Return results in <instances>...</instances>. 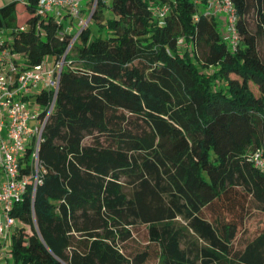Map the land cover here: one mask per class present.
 I'll return each mask as SVG.
<instances>
[{"label":"trees","instance_id":"1","mask_svg":"<svg viewBox=\"0 0 264 264\" xmlns=\"http://www.w3.org/2000/svg\"><path fill=\"white\" fill-rule=\"evenodd\" d=\"M38 1L25 30L17 2L0 8L20 70L63 60L33 100L44 118L54 98L44 174L10 211L5 264H264L247 228L264 216V0H230L234 48L208 0H95L77 33Z\"/></svg>","mask_w":264,"mask_h":264},{"label":"built area","instance_id":"2","mask_svg":"<svg viewBox=\"0 0 264 264\" xmlns=\"http://www.w3.org/2000/svg\"><path fill=\"white\" fill-rule=\"evenodd\" d=\"M80 8L81 2L77 0L38 1V15L44 17L66 11L70 17L78 20L77 25L81 29L87 25V21L81 18ZM207 8V15L222 18L224 40L234 48L238 38L234 8L230 0H208ZM165 12V8L159 10L160 15ZM25 28L26 22L19 27L20 30ZM16 61L17 56L10 50L6 33L0 30V240L4 242L11 239L16 225L10 216L12 207L22 200L29 184H32L34 193L44 174L38 160V150L54 98L44 118L40 117L39 107L33 110L29 104L37 105L33 100L42 90H53L56 93L63 66V60L52 59L49 67L43 60L31 69L20 70ZM27 149H31V162L29 173L24 174L20 168L24 167L22 161ZM251 160L255 166L264 170V158L260 151L253 153ZM4 252L0 250V258Z\"/></svg>","mask_w":264,"mask_h":264},{"label":"rangeland","instance_id":"3","mask_svg":"<svg viewBox=\"0 0 264 264\" xmlns=\"http://www.w3.org/2000/svg\"><path fill=\"white\" fill-rule=\"evenodd\" d=\"M109 2V0H107ZM11 2H17V6H16V19H17V26L20 27L24 24L25 22V18H26V12L25 9L23 7L24 2L23 0H0V8L10 4ZM88 8L89 10H91L92 8H94V3H90L88 4ZM105 12V11H104ZM63 13H67L66 11H59L58 14H63ZM58 14L56 13L55 16ZM59 16V17H60ZM64 18H67L69 21L67 24H65L64 22V29L69 30V32L73 33V32H78V30L80 29V27L77 25L78 20L76 18L70 17L69 14H65ZM57 19L59 20V18L57 17ZM82 19L86 22L88 20V15L85 14L84 17H82ZM222 22V27L224 28V22L222 21V18H219ZM59 21H63L62 19ZM72 23V24H71ZM69 24V25H68ZM67 26V28H66ZM89 28L91 30V34L92 35H97V30H98V26L94 23L91 22L89 24ZM222 28V30H223ZM44 61L46 62V66L49 67L52 63V58L51 57H46L44 59ZM253 91L256 92L255 88H253ZM29 106L33 109V110H37L38 109V105H30ZM247 228H248V234L250 236L255 235L256 233H258L261 229H264V216L261 215H255L253 216L250 220L247 221ZM139 233L137 235V238L139 240L140 243H144L145 241V232L143 230V228H139L138 229ZM9 249H10V239H8L6 242H4L3 240H0V250L1 251H5L4 255L0 258V264H5L6 262H11L10 259H8L9 256Z\"/></svg>","mask_w":264,"mask_h":264},{"label":"crops","instance_id":"4","mask_svg":"<svg viewBox=\"0 0 264 264\" xmlns=\"http://www.w3.org/2000/svg\"><path fill=\"white\" fill-rule=\"evenodd\" d=\"M88 5H86L84 2H81V8H80V11H81V18L82 17H84L85 16V14H87V11H88ZM59 12H57V14H58ZM56 14V13H55ZM65 14L66 13H63V14H61V16H60V14H58V16L56 15V17H58L59 18V20H63V21H61L62 22V24H63V26H64V22H65V24H67L69 21H71V20H69L68 21V19L67 18H64V16H65ZM60 16V17H59ZM78 23V22H77ZM72 24V23H71ZM69 25V24H68ZM66 28H67V26H66Z\"/></svg>","mask_w":264,"mask_h":264},{"label":"water","instance_id":"5","mask_svg":"<svg viewBox=\"0 0 264 264\" xmlns=\"http://www.w3.org/2000/svg\"><path fill=\"white\" fill-rule=\"evenodd\" d=\"M94 6H95V4H94ZM89 19H90V18H88L87 23H88Z\"/></svg>","mask_w":264,"mask_h":264}]
</instances>
